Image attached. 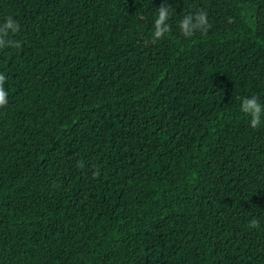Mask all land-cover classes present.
Returning <instances> with one entry per match:
<instances>
[{
    "label": "trees",
    "instance_id": "1",
    "mask_svg": "<svg viewBox=\"0 0 264 264\" xmlns=\"http://www.w3.org/2000/svg\"><path fill=\"white\" fill-rule=\"evenodd\" d=\"M9 18L0 264H264V117L241 111L264 105V0H0Z\"/></svg>",
    "mask_w": 264,
    "mask_h": 264
},
{
    "label": "clouds",
    "instance_id": "2",
    "mask_svg": "<svg viewBox=\"0 0 264 264\" xmlns=\"http://www.w3.org/2000/svg\"><path fill=\"white\" fill-rule=\"evenodd\" d=\"M171 6L167 3L161 5L158 10V16L154 21V33L153 41L161 39L166 33L170 31V26L168 24ZM211 25L207 20V13L203 10L195 13L188 14L183 17L179 22V28L183 36L191 37L196 31L206 32ZM19 25L9 18L3 27H0V48L7 47L9 45L19 47V43L12 40H8L6 43V37L8 35V30L15 33L18 31ZM6 78L3 74H0V108L5 107L8 104V93L4 88ZM241 111L250 117L249 125L251 128L256 129L262 123V117H264V105H262L258 98L253 96L250 98H244L241 104ZM83 167L82 164L79 165ZM98 174V173H97ZM250 228L259 227V223L256 220L249 221Z\"/></svg>",
    "mask_w": 264,
    "mask_h": 264
}]
</instances>
